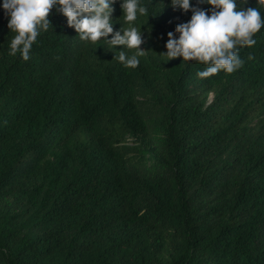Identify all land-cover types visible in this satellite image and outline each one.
<instances>
[{"label":"trees","instance_id":"16d2710c","mask_svg":"<svg viewBox=\"0 0 264 264\" xmlns=\"http://www.w3.org/2000/svg\"><path fill=\"white\" fill-rule=\"evenodd\" d=\"M121 3L136 68L55 7L30 59L10 55L0 0V264H264V27L241 68L200 78L162 55L191 11L141 0L129 25Z\"/></svg>","mask_w":264,"mask_h":264},{"label":"clouds","instance_id":"9594fccd","mask_svg":"<svg viewBox=\"0 0 264 264\" xmlns=\"http://www.w3.org/2000/svg\"><path fill=\"white\" fill-rule=\"evenodd\" d=\"M258 2L264 3V0ZM116 3L117 0H3V9L9 16L8 28L16 33L10 43V55L19 53L24 61L30 59L38 36L52 27L49 15L55 7L81 40L96 43L103 38L113 48L136 49L131 56L121 50L118 57L125 67L136 68L140 63L138 57L146 53L140 48L144 43L142 33L135 26L114 32L112 14ZM197 3H207L211 8L205 10L193 6L191 0H171L173 9H182L185 13L191 11L192 16L190 21L177 25L175 34H179L178 38L173 32L168 33L167 52L162 55L168 60L182 57L183 61L206 65V70L197 73L200 78L218 74L221 70L228 74L235 72L244 64L239 56L240 49L256 44L253 37L264 27V18L256 7L238 8L237 0H197ZM120 8L129 25L137 20L138 14L148 15V8L141 0H122ZM252 58L250 55L249 59Z\"/></svg>","mask_w":264,"mask_h":264},{"label":"rangeland","instance_id":"374dc122","mask_svg":"<svg viewBox=\"0 0 264 264\" xmlns=\"http://www.w3.org/2000/svg\"><path fill=\"white\" fill-rule=\"evenodd\" d=\"M141 46V45H140Z\"/></svg>","mask_w":264,"mask_h":264}]
</instances>
